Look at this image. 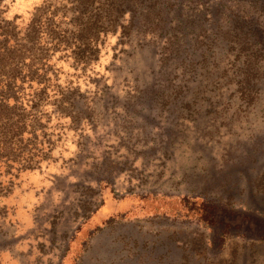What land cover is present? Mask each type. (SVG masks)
<instances>
[{"label": "rangeland", "instance_id": "rangeland-1", "mask_svg": "<svg viewBox=\"0 0 264 264\" xmlns=\"http://www.w3.org/2000/svg\"><path fill=\"white\" fill-rule=\"evenodd\" d=\"M3 20L36 22L47 157L0 164V264H264L242 220L264 224V0H0Z\"/></svg>", "mask_w": 264, "mask_h": 264}, {"label": "trees", "instance_id": "trees-1", "mask_svg": "<svg viewBox=\"0 0 264 264\" xmlns=\"http://www.w3.org/2000/svg\"><path fill=\"white\" fill-rule=\"evenodd\" d=\"M34 22L27 25L23 38L13 35L17 28L13 22H0V164L7 171L34 169L47 157L45 143L38 134L39 108L45 101L40 88L46 82L36 74ZM234 216L229 212V219L222 222V234L232 228ZM242 220L257 228L254 239L264 241V224L247 215ZM218 223V219L212 221V232Z\"/></svg>", "mask_w": 264, "mask_h": 264}]
</instances>
